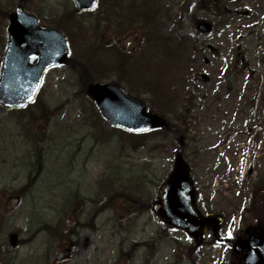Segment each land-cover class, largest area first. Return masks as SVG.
Instances as JSON below:
<instances>
[{"label":"rangeland","instance_id":"1","mask_svg":"<svg viewBox=\"0 0 264 264\" xmlns=\"http://www.w3.org/2000/svg\"><path fill=\"white\" fill-rule=\"evenodd\" d=\"M19 1L0 0V9L7 11L14 9ZM98 1L97 9L92 14L75 17L70 21L65 34L71 42V54L74 56L96 54L98 61L110 64L111 68L107 76L112 82H117L114 67L119 59L115 54L117 52L130 54L128 77L122 82L119 81L120 85L126 92L139 96L150 106H155L158 109L157 113H166L173 122V116L189 99L186 94L193 93V96L197 97L194 107L199 108L194 117L200 120L198 125L203 142L198 150L199 159H195L192 151L194 144L190 140L194 136L189 135L188 148L185 151L186 160L196 167V181L199 182L203 194L210 200L211 206L217 210V213L234 216L236 221L241 215H244V219L249 218L251 211L249 208L258 209L260 198L256 196L253 204H248L245 212H242L244 197L251 196L248 186L242 182L251 170L250 187L258 180H264V141L261 140L258 146L246 133L249 127H252L254 132L260 131L257 130L256 120L264 122V0H238L227 4L222 0L212 2L136 0L142 12L146 14L141 21L144 25H149V28L146 29L145 26L137 23L139 26L134 29L130 26L129 33L124 30L128 17L126 6L130 0H122L124 3L120 8L113 0ZM72 5L73 2L69 0H29L25 8L32 13L39 11L45 20L42 25L49 26L59 14L69 10ZM224 7H227L226 11L236 8L245 9L244 19L241 17L231 26L225 27L223 21L217 18L223 13ZM167 14L171 15L180 27L175 30L166 27L162 34V38L167 40L166 50L158 44L159 42L148 43L155 34L149 35L148 31L158 30L159 25L161 29ZM205 19L213 23V30L208 34L199 29L200 22ZM3 22L4 19L0 17V38L3 36L1 32ZM97 22H100L102 28L100 32L99 27L96 35L93 24ZM83 23L87 27L86 34L80 38L79 26ZM117 24L122 25L118 32L115 30ZM169 26H172V23ZM182 38L187 39L185 44L177 45ZM6 43L7 39L4 43H0V72ZM183 45L186 48H183ZM239 63L242 65L236 66ZM226 70L228 72H225ZM202 75L207 79H203ZM72 77L76 78V75L69 74V70L63 68L52 69L47 73L40 97L43 103L30 108L34 115L29 119L31 127H26L25 123L20 121V116L25 115V112L6 110L0 106V186L2 188L11 190L16 186L22 187L28 183L30 175H35L36 171H31V168L34 161L32 150L36 141L31 138L35 136L45 138L48 130L51 134L54 130L53 123H62L65 126V123L72 124L78 121L80 105L73 101V87L68 83V78ZM194 78L197 79L195 83H193ZM133 80L137 84L132 90L130 86ZM153 89L156 92L155 104H152ZM159 97L161 104L164 105L160 104ZM251 100H254V106L249 104ZM223 123L228 129L239 134L226 144L223 141L228 136L221 127ZM82 131L84 133L81 132L73 137V140H79V145L83 147V154L78 162L70 166L73 172L66 173L68 166L67 161H64L68 153H73V150L68 151L63 147L65 141L62 138L50 135L47 137L49 147L45 156L44 172L36 181L34 188L30 186L25 189L28 201L21 208L20 215H15L14 225L15 229L21 230L22 238L27 241V244L20 248V259L29 261L26 262L27 264L31 262L114 264L121 247L129 250L132 246L135 247V243L140 244L160 237L161 227L157 220L154 221L156 216L151 211L144 214L139 223L132 221L124 226L115 223L118 220L117 216L123 215L126 204L124 189L127 187L123 183L111 189V193L121 191L115 196L121 203L119 213L111 211L101 215L96 230L86 229L78 234L77 245L62 244L57 239L54 240V244H48L49 239L53 238L37 230L40 225L35 223V217L41 218L44 222H54L63 217L64 207L69 201L67 192L79 190V193L91 195L93 191L91 192L89 185L104 171L109 155L117 158L120 154L117 152V141L123 137H120L121 134L116 131H110L114 138L108 146L101 147L99 161L88 165L91 175H84L82 162L85 155L92 150V144L89 140L84 142L86 139L80 141L86 133H93L94 129L84 128ZM107 132L110 133L109 129ZM169 136L159 135L160 138L167 140ZM41 147L45 145L38 146L39 149ZM175 148V143H169L168 148L165 151L163 149L162 153L153 151L150 154V150L145 149L131 154L128 159H121L129 166L132 163L139 166L131 170L133 176L147 183L143 192L138 195L143 202L158 200L159 186L173 168L172 155ZM152 155L156 159H153ZM157 156L161 157L157 159ZM145 160L149 163L153 162L149 171L143 168ZM216 192L217 194L214 195ZM4 202L7 209L18 205L16 200L11 198L4 199ZM80 211L81 208L76 206L71 212L78 216ZM105 216L112 218V221H106ZM114 232L117 236H114ZM33 233L35 237L31 236ZM183 236L180 233L175 234V237L181 240L184 239ZM125 237L127 238L123 242L122 239ZM85 238L90 240L86 244ZM161 243V250L167 253L179 247L173 242H168L167 236L161 238ZM135 249L137 254L133 264H164L163 256L151 262L144 252V247L136 246ZM222 251L223 248H220L215 252V264H218L217 254ZM60 254L65 256L58 260ZM187 256L192 258L193 255L187 253L182 258L187 259ZM233 261L237 260L229 254L228 264ZM183 264L189 263L184 260Z\"/></svg>","mask_w":264,"mask_h":264},{"label":"water","instance_id":"2","mask_svg":"<svg viewBox=\"0 0 264 264\" xmlns=\"http://www.w3.org/2000/svg\"><path fill=\"white\" fill-rule=\"evenodd\" d=\"M79 10L92 9L95 0H77ZM204 32L210 24H201ZM9 47L0 81V102L7 107H23L35 98L44 72L53 65L66 62L67 51L62 35L57 31H43L37 26L36 18L18 9L11 16ZM34 56L40 57L37 66L31 65ZM88 94L93 98L103 115L114 125L132 132L168 127L164 119L147 112L145 105L129 99L116 86L90 85ZM191 173L179 156L170 180L163 190L166 215L175 226L192 233L207 219L195 214L190 195ZM253 244V246H252ZM249 263L264 261V252L255 249L252 240ZM257 261V262H256Z\"/></svg>","mask_w":264,"mask_h":264},{"label":"flooded vegetation","instance_id":"3","mask_svg":"<svg viewBox=\"0 0 264 264\" xmlns=\"http://www.w3.org/2000/svg\"><path fill=\"white\" fill-rule=\"evenodd\" d=\"M125 211H130L129 216L119 215V219L128 224L132 221L139 223L142 216L147 213L146 209L141 207H133L131 209L130 206H124ZM91 213V212H90ZM101 205L96 208L92 213L90 219L94 221H98L101 219ZM247 235V231H245ZM161 238H164V232L160 234ZM150 241L154 242L156 246L155 249L150 248V243L146 242L143 244L144 252L148 255V259L151 262L155 261L158 257L163 256L164 264H183V261L186 260L189 264H208L210 257V249L213 246L212 238L210 234H205L200 237H194L193 239L189 240V242H174L175 245H180L174 251L167 253L161 250V242L159 239H151ZM232 241V240H229ZM168 242H172L171 239H168ZM190 253L192 254V258L187 256V259L182 258L184 254ZM136 256V255H135ZM131 264L134 263V259L130 261Z\"/></svg>","mask_w":264,"mask_h":264},{"label":"trees","instance_id":"4","mask_svg":"<svg viewBox=\"0 0 264 264\" xmlns=\"http://www.w3.org/2000/svg\"><path fill=\"white\" fill-rule=\"evenodd\" d=\"M226 15V14H225ZM235 15H236V13H232V20L231 21H233L234 20V18H235ZM227 17V16H226ZM81 67H82V69L86 72V75H88L89 76V74H88V70L85 68V66L84 65H81ZM90 77V76H89ZM82 88H84V86H82ZM75 96L76 97H78L79 95H78V93H75ZM84 100H86V101H88L90 104H92L93 105V103L86 97V96H82L81 98H80V101H84ZM187 114V113H186ZM97 119H101V117L97 114ZM163 134H167L168 132L167 131H161ZM164 142H166V140H164ZM2 217V213H1V209H0V218ZM2 248H0V250H1ZM6 261H7V259H6ZM13 262V261H12ZM7 264H9V262L7 261Z\"/></svg>","mask_w":264,"mask_h":264},{"label":"snow or ice","instance_id":"5","mask_svg":"<svg viewBox=\"0 0 264 264\" xmlns=\"http://www.w3.org/2000/svg\"><path fill=\"white\" fill-rule=\"evenodd\" d=\"M229 235H231V232H229Z\"/></svg>","mask_w":264,"mask_h":264}]
</instances>
